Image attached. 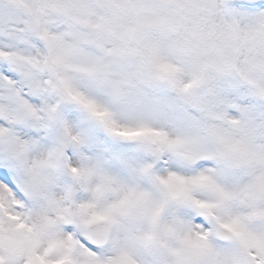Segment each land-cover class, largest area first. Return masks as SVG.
Segmentation results:
<instances>
[{
  "label": "snow or ice",
  "instance_id": "snow-or-ice-1",
  "mask_svg": "<svg viewBox=\"0 0 264 264\" xmlns=\"http://www.w3.org/2000/svg\"><path fill=\"white\" fill-rule=\"evenodd\" d=\"M0 264H264V0H0Z\"/></svg>",
  "mask_w": 264,
  "mask_h": 264
}]
</instances>
